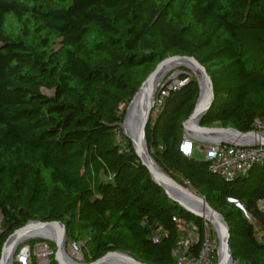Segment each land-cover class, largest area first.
<instances>
[{"label": "trees", "instance_id": "16d2710c", "mask_svg": "<svg viewBox=\"0 0 264 264\" xmlns=\"http://www.w3.org/2000/svg\"><path fill=\"white\" fill-rule=\"evenodd\" d=\"M170 57L195 59L212 82L199 126L247 133L264 117V0H0V252L28 222L82 236L91 263L119 252L173 264V219L195 226L200 245L205 223L151 180L119 127ZM179 72L151 112L148 155L223 218L233 264H264V164L226 180L181 154L199 90Z\"/></svg>", "mask_w": 264, "mask_h": 264}, {"label": "water", "instance_id": "95a60500", "mask_svg": "<svg viewBox=\"0 0 264 264\" xmlns=\"http://www.w3.org/2000/svg\"><path fill=\"white\" fill-rule=\"evenodd\" d=\"M182 61H187L189 62L191 65H193L195 67V69L197 70V73L201 76V78H203V80L206 83L207 86V92H206V96L203 100H201V88H200V83L199 80L196 76L195 73H193L188 67H185L183 65H180L178 67L180 68H186L188 70H190L192 72V74L194 75V78L197 82V86H198V90H199V94H198V99L196 101L195 107L193 112L191 113V115L189 116V118L187 119V121L183 124V128H184V132L188 133V132H192L193 137L198 138L201 142H206V140H204L202 137L204 136H209V137H216V141L214 142H219V143H226L228 141V139L222 138L223 136H230L232 137V139L230 140H236L238 141L237 146L239 147H244V148H248V147H252L253 144L248 143V138H255L256 140H258L259 144L261 146L264 147V137H257L254 136L252 133H240L237 132L231 128H212V127H201L199 126V121L200 119L206 114V112L209 110L210 105L214 99V95H213V85L212 82L209 78V76L207 75L206 70L193 58H185V57H170L165 59L164 61H162L157 67L156 69L153 71V73H151L149 75V77L142 83V85L140 86V88L138 89V91L136 92V94L134 95V97L132 98L131 102L129 103V105L127 106L126 110H125V116L127 114V111L129 110L131 104L137 99V97L140 95L141 91L143 90V88L149 83L151 82L154 74L156 73V71L161 68L162 66L168 64V63H173V62H182ZM159 88V84H157L156 86V90ZM156 93V91H155ZM155 93H154V97H155ZM153 97V98H154ZM153 110V103L149 104L144 112V116L142 118L141 124H140V130H139V137L140 140L144 143L146 150H147V146H146V140H145V129L148 126L149 122H150V116H151V112ZM124 116V119H125ZM124 119L123 122L119 125L120 129H122V125L124 123ZM123 136L128 139L132 145V149L133 152L135 154V156L137 157V159L141 162L142 166H144L148 173L149 176L151 178V180L157 185L159 186L161 189H163V187L156 182L153 177H152V173L150 168L148 167V165L142 160V158L140 157V155L138 154L137 150L135 149L134 144L132 143V141L125 135V133L122 131ZM189 134V133H188ZM194 134V135H193ZM208 142V140H207ZM210 143H213L211 141H209ZM150 156V155H149ZM151 158V156H150ZM152 159V158H151ZM153 160V159H152ZM154 162V161H153ZM155 163V162H154ZM156 164V163H155ZM157 165V164H156ZM161 169V168H160ZM161 171L165 174V178L166 181L176 190L182 192L183 194H188L189 195V190L185 189L183 186H181L179 183L175 182L168 174H166L162 169ZM164 190V189H163ZM165 192V190H164ZM192 193H194L195 195H190L193 199L195 200H199L201 202H203L205 204V206L207 207V209L213 213L215 216H217V218L220 219V221L222 222V225L225 229V237L223 239V247H224V254L222 257H219V253L218 250L216 249V262L215 264H225L226 260L228 259L229 264H233L232 261V257H231V252L228 246V240H229V235H228V228L226 226V223L224 222L223 218L217 213L215 212L206 202L203 198H201L200 196H198L195 192L191 191ZM165 194L167 195V193L165 192ZM167 197L174 202L180 209H182L183 211L189 213L190 215H192L195 218L201 219L200 216H198L197 214L189 211L187 208L183 207L179 202H177L176 200L170 198L168 195ZM47 228H52L57 239L56 241H51L52 243L55 244V246L58 248L59 251V247H60V241L62 236L64 235L65 232V228L61 223L58 222H53V223H40V222H28L23 228L17 230L14 232L13 235H11L3 244L1 252H0V264H2L3 262V256H4V251L5 248L7 247V245L9 244V242L17 235H21V234H25L31 230L34 231H43ZM40 239L43 240H48L44 237H38ZM15 251V250H14ZM58 251L55 253L54 255V262L56 264H64L63 261L61 260V258L58 255ZM14 253V252H13ZM142 264L136 260H134L133 258H131L129 255L127 254H123V253H119V252H110L107 253L105 256H103L102 258L98 259L95 262H92L90 264Z\"/></svg>", "mask_w": 264, "mask_h": 264}, {"label": "built area", "instance_id": "2783aa9c", "mask_svg": "<svg viewBox=\"0 0 264 264\" xmlns=\"http://www.w3.org/2000/svg\"><path fill=\"white\" fill-rule=\"evenodd\" d=\"M182 84L183 82H179L173 86L172 83H165L159 87L158 94L153 99V116L158 113L168 91L175 90ZM249 133L257 137H264V117L254 121ZM196 143L198 142L195 137L184 132L179 151L184 156H191L194 151L202 152L203 160L209 164V169L226 180L243 176L253 166L264 164V147L255 138H248V143L253 144L252 147L248 148L237 146L238 141L236 140H228L226 143L201 142L203 145L200 147H196ZM1 221L2 216L0 214V233ZM173 221L177 224V230L180 234L171 252L173 264H215L207 232L203 234L200 245H198L199 236L195 226L192 224L180 225L175 219ZM256 238L260 240L261 235L257 234ZM28 259L27 251L21 250L17 256V263L27 264Z\"/></svg>", "mask_w": 264, "mask_h": 264}, {"label": "bare ground", "instance_id": "6f19581e", "mask_svg": "<svg viewBox=\"0 0 264 264\" xmlns=\"http://www.w3.org/2000/svg\"><path fill=\"white\" fill-rule=\"evenodd\" d=\"M180 65L188 67L193 73L196 74L199 80V83H200V88H201V100L205 98L206 92H207L206 83L203 80V78H201V76L197 73V70L195 69L193 65H191L187 61L168 63L156 71L151 82H149L143 88L140 95L131 104L125 116L124 123L122 125V130L124 131L125 135L132 141V143L135 146V149L137 150L142 160L150 168L153 179L163 187L167 195L170 198L179 202L183 207L187 208L189 211L200 216L201 219H203L204 221L210 224L213 232L215 233L216 239H217V244H218L217 250L219 253V257H222L224 254L223 239L225 237V229L220 219L217 218V216H215L213 213H211L203 202L199 200H195L190 196V195L192 196L195 195L194 193L189 191V195L183 194L182 192L173 188L166 181L165 174L150 158L144 143L140 140V137H139L140 124L144 116V112L147 106L153 103V99H154L153 95L156 91L157 84L160 82V80L163 78V76L168 71ZM188 133L192 134V132H188ZM202 138L206 140V142L207 140L208 142L216 141V137L204 136ZM222 138H225L228 140L232 139V137L230 136H223ZM38 237H44L48 239L50 242L51 241L54 242L57 239L52 228H47L43 231L31 230L25 234L17 235L9 242V244L5 248L2 264H12V254L14 250L16 249V247L20 245L21 243L25 242L26 240H30V239L38 238ZM63 242H64V238L62 236L61 241H60L58 255L63 261V263L64 264H78L72 259L73 256L77 257V255L75 254V250L71 249L70 254H67L63 248ZM225 264H229L228 259L226 260Z\"/></svg>", "mask_w": 264, "mask_h": 264}, {"label": "rangeland", "instance_id": "374dc122", "mask_svg": "<svg viewBox=\"0 0 264 264\" xmlns=\"http://www.w3.org/2000/svg\"><path fill=\"white\" fill-rule=\"evenodd\" d=\"M6 30L9 33H12L14 35H18L20 33V27L13 21L8 20L6 23ZM185 69L192 77L194 75L192 72L186 68H180L178 66L174 67L170 71H168L163 78L160 80L159 87L162 86L165 83H172L173 86H176L179 83L178 76H179V70ZM158 90V89H157ZM156 90V92H157ZM43 94L47 96H51V91L42 90ZM156 95V93H155ZM212 128H221L219 125L214 124L211 126ZM121 131H123L121 129ZM124 132V131H123ZM197 139L196 147L203 145L201 141ZM194 155L198 159H202V152L194 151ZM260 209L264 212V206L261 205ZM203 223H205V230L206 232L210 233V250L216 251L218 249L217 239L215 236V233L213 232L211 226L209 223L204 221L203 219H200ZM64 242H63V248L67 254H70V250H75L76 256H73L72 259L77 262L78 264H90L91 262L88 261V258L86 256V250H85V240L81 236L74 235L72 238H69L66 234V231L63 235ZM21 250H26L28 255V262L27 264H31L34 262V264H53L54 263V255L58 251V248L55 246L54 243L50 242L49 240H43L40 238H33L30 240H26L25 242L18 245L12 254V264H18L17 263V256Z\"/></svg>", "mask_w": 264, "mask_h": 264}, {"label": "snow or ice", "instance_id": "6c2138e0", "mask_svg": "<svg viewBox=\"0 0 264 264\" xmlns=\"http://www.w3.org/2000/svg\"><path fill=\"white\" fill-rule=\"evenodd\" d=\"M186 150H188V149L186 148Z\"/></svg>", "mask_w": 264, "mask_h": 264}]
</instances>
